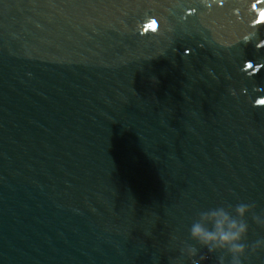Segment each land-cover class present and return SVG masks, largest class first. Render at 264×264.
<instances>
[{
    "label": "water",
    "instance_id": "1",
    "mask_svg": "<svg viewBox=\"0 0 264 264\" xmlns=\"http://www.w3.org/2000/svg\"><path fill=\"white\" fill-rule=\"evenodd\" d=\"M261 101L264 0H0V264H264Z\"/></svg>",
    "mask_w": 264,
    "mask_h": 264
},
{
    "label": "clouds",
    "instance_id": "2",
    "mask_svg": "<svg viewBox=\"0 0 264 264\" xmlns=\"http://www.w3.org/2000/svg\"><path fill=\"white\" fill-rule=\"evenodd\" d=\"M247 205L240 204L236 207V216H231L224 208H215L202 213V220L206 221L210 227L201 223H196L191 228L192 239L200 246L207 249L209 254L218 252L227 253L231 257V264H242L241 258L246 253V246L243 241L248 233V224L245 220L250 212ZM258 224L261 221H256ZM189 255L195 256L196 249H190ZM206 259V257H201ZM198 264V262H193ZM219 264H224V257L220 258Z\"/></svg>",
    "mask_w": 264,
    "mask_h": 264
},
{
    "label": "snow or ice",
    "instance_id": "3",
    "mask_svg": "<svg viewBox=\"0 0 264 264\" xmlns=\"http://www.w3.org/2000/svg\"><path fill=\"white\" fill-rule=\"evenodd\" d=\"M260 103H261V104H264V101H261Z\"/></svg>",
    "mask_w": 264,
    "mask_h": 264
}]
</instances>
